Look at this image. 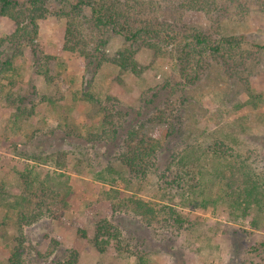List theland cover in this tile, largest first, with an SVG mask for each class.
Segmentation results:
<instances>
[{"label": "rangeland", "instance_id": "1", "mask_svg": "<svg viewBox=\"0 0 264 264\" xmlns=\"http://www.w3.org/2000/svg\"><path fill=\"white\" fill-rule=\"evenodd\" d=\"M247 6V11L245 7L242 11L234 3L227 7V14L217 17L216 39L221 35L244 36L249 43L264 47V0H254ZM48 7L50 14L37 21L34 40L40 59L37 67L30 47L22 43V54L11 58L9 72L0 71V193L4 194L0 197V264H6L17 234L12 224L17 218L15 211L6 202L21 193V176L27 174L26 170L33 177L63 172L70 177L73 197L65 210L54 209L55 218L42 217L35 224L22 225V233L31 242L25 264H46L41 258L50 250L51 241L62 248L69 245L77 254L78 264H135L140 257L144 259L142 264H238L231 263L235 260L233 253L245 258L248 264H264V211L253 207L248 217L236 213L237 218H233L223 204L218 181V173L226 171L230 160L228 163L210 155L218 148L224 152L229 149L230 153L246 158L260 173L264 172V49L254 58H243L244 66L236 72H227L225 66L212 61L206 52L203 71L191 86L179 78L175 58L169 54L174 52L172 47L166 49L169 53L159 57L148 49H138L135 60L143 68L139 77L121 72L110 63L102 64L95 74H86L77 53L63 50L66 18L54 15L58 7L52 0ZM185 19L184 24L192 32H211L216 26L200 13H187ZM14 30L13 22L0 17V38ZM124 46L122 38L111 35L107 55L112 56ZM242 49H249V45ZM7 54L12 56L11 52ZM47 56L63 67L54 87L47 85L40 73ZM165 83L171 89L160 93L158 87ZM155 88L159 92V99L153 104L156 109L141 111L142 101ZM82 94L105 105L104 100L109 96L116 99L121 109L139 108L146 115L144 119L125 117L124 128L113 141L105 136L102 143H88L85 141L88 133L101 132V115ZM58 96L62 100L52 104L48 101L49 97ZM249 101L255 106L248 105ZM138 125L146 137L165 147L158 156V172L183 148L203 149L208 153L197 173L199 192L195 197L197 204L209 201L213 204L203 209L199 205L194 208L181 205L178 197L173 202L163 200L181 216L192 218L190 227L179 229L166 226L162 220L148 224L130 209L120 210L123 250L110 249L99 254L92 244L93 229L86 222L84 203L95 202L110 189L119 191L124 200L134 196L149 203L161 202V182L156 170L146 175L139 191L127 188L120 181L110 185L96 179L108 166L123 177L128 176L119 153L126 130ZM169 132L172 135L167 138ZM168 167L173 168L170 164ZM81 231L86 238L81 237ZM171 244L175 248L171 252L173 257L168 256Z\"/></svg>", "mask_w": 264, "mask_h": 264}, {"label": "trees", "instance_id": "2", "mask_svg": "<svg viewBox=\"0 0 264 264\" xmlns=\"http://www.w3.org/2000/svg\"><path fill=\"white\" fill-rule=\"evenodd\" d=\"M52 2L58 7L54 15L66 18L63 50L77 53L84 64L86 74H95L102 64L110 63L118 67L121 72L139 77L143 68L135 60L138 49H148L155 57H159L169 53L166 49L172 47L174 52L169 54L175 58L179 78L191 86L199 80L200 73L203 71V55L206 52H209L212 61L225 66L227 72H236L244 66L243 58H254L264 49L249 43L244 36L221 35L218 39L215 38L219 35L217 17L227 14V7L235 3L242 11H244L243 7L247 11V5L254 0H52ZM48 6L49 0H0V17L7 18L15 25L11 35L0 38L1 73L9 72L11 58L22 54V43L30 47L34 66L37 67V61L40 60L37 47L34 45L38 32L37 21L44 20L50 14ZM262 12L264 13L263 8ZM187 13H200L216 26L211 29V32L205 33L200 30L192 32V29H188L184 24ZM188 30L192 33L187 34ZM111 35L122 38L125 46L112 56H108L106 47ZM246 44L249 45V49H242ZM238 51H240L239 54H237ZM9 52L11 57L7 54ZM45 58L46 64L43 71L37 70L47 85L57 86L55 81L60 77L63 67L55 58L51 56ZM169 85L165 83L158 87L159 92L171 89ZM149 92L150 97L142 101L141 111L150 107H152L151 110L156 109L153 104L159 99V92L156 88ZM82 95L86 102L95 107L96 112L101 115V132L100 134L92 131L88 133L85 140L88 143H102L105 136H110L113 141L118 132L124 128L125 117L144 119L146 115L139 108L137 110L121 109L116 99L109 96L104 100L107 104L105 105L88 94ZM62 98L61 96L56 99L49 97L48 101L52 104L55 100H62ZM252 104L253 102H248V105ZM253 105L255 106V103ZM159 113L164 115L163 112ZM171 135L172 133L169 132L166 137L169 138ZM124 137L119 159L127 169L128 176L123 177L121 173L108 166L98 173L96 179L110 185L120 181L127 188L131 187L139 191L146 175L156 170L161 182L159 184L161 202L149 203L134 196L124 200L119 191L110 189L101 193L95 202L84 203L86 222L93 229L92 244L99 254H104L110 249L123 250L120 210L130 209L134 215L142 217L148 224L154 220H162L166 226L179 229L190 227L192 218L190 215L181 216L177 209L165 204L163 200L167 198L168 201L173 202L174 198L178 197L181 205L187 204L192 208L199 205L203 209L208 204H213L211 201L197 204V197H195L199 192L197 173L202 158L208 154L203 149L183 148L169 161L173 167L172 170L168 164L164 170L158 172L156 168L158 156L165 147L159 141L146 137L140 125L127 129ZM229 151L231 150L224 152L218 148L210 153L211 157L225 159L228 163L230 160L226 171L218 173L219 189L222 191L221 196H224L223 204L230 209L233 218H237L236 213L242 217H248L249 210L253 207L263 212L264 172L260 173L248 163L246 158L242 159ZM26 172L27 174L21 176V193L11 201L5 199L6 205L15 211L17 217L12 222L17 233L13 237L14 247L9 253L6 264H25L28 244L31 242L22 233V225L35 224L42 217L55 218L54 209L65 210L73 197L70 177L63 172L59 171L52 175L46 173L34 177L30 170ZM0 197H4V194L0 193ZM80 235L86 238L84 231H81ZM51 244L50 250L41 258L45 261L44 263L78 264L77 254L69 245L62 248L55 241H51ZM172 245L168 249L170 257H173L171 252L175 251ZM177 251V254L183 257L182 253ZM252 252L254 250L250 251V255ZM236 255L238 257L233 253L235 260L231 263L236 261L238 264H248L245 258L242 259L238 254ZM142 261L144 259L140 257L135 264L144 263ZM196 264L206 263L197 262Z\"/></svg>", "mask_w": 264, "mask_h": 264}]
</instances>
